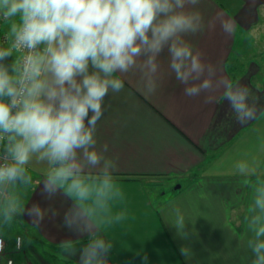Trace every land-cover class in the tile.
Masks as SVG:
<instances>
[{
  "label": "clouds",
  "instance_id": "clouds-1",
  "mask_svg": "<svg viewBox=\"0 0 264 264\" xmlns=\"http://www.w3.org/2000/svg\"><path fill=\"white\" fill-rule=\"evenodd\" d=\"M199 2L0 0V20L6 27L0 40V219L5 224L26 216L39 226L58 215L39 202L25 205L16 191L31 185L28 166L33 160L46 164L42 194L47 199L58 193L71 197L63 225L88 237L87 244L65 246V252L78 253L79 264H108L112 244L99 231L98 213H107L120 192L113 178L118 164L106 157L107 144L97 148L95 137L105 97L122 91L118 74L133 69L142 74L147 93H153L157 59L165 50L187 96L213 89L215 68L202 63L201 53L184 39L205 29L202 14L195 10ZM221 27L229 35L234 31L229 21ZM215 87L225 89L238 123L255 118L247 87L223 78ZM236 169L252 190L245 217L253 234L248 240L252 264H264V177L246 161ZM176 213L177 233L187 238L180 210ZM16 244L21 247L23 238ZM189 253L181 247V254Z\"/></svg>",
  "mask_w": 264,
  "mask_h": 264
},
{
  "label": "crops",
  "instance_id": "crops-1",
  "mask_svg": "<svg viewBox=\"0 0 264 264\" xmlns=\"http://www.w3.org/2000/svg\"><path fill=\"white\" fill-rule=\"evenodd\" d=\"M195 10L202 14L205 29L184 39L201 53L202 63L215 68L212 90L187 96L165 50L157 59L153 93H147L142 74L133 69L118 74L123 90L105 97L95 137L97 148L107 144L106 157L118 164L113 178L120 192L107 213H98L99 231L112 244L108 264H252L248 240L253 234L245 219L252 190L243 184L236 164L246 161L264 177V59H256L262 50L249 34L263 22L264 0H200ZM224 21L232 23V34L223 31ZM1 34H6L4 24ZM221 78L249 89L254 119L237 122L225 89L215 87ZM28 169L32 183L23 203L39 202L58 215L39 226L21 216L22 223L37 240L61 250L62 264H79L78 253L64 250L88 242L86 235L63 225L72 198L58 193L47 199L41 188L47 165L33 160ZM160 178L174 191L170 197L152 182ZM176 209L187 238L177 233ZM121 214L122 219H114ZM182 246L190 249L187 257ZM31 262L22 264H54L45 258Z\"/></svg>",
  "mask_w": 264,
  "mask_h": 264
},
{
  "label": "rangeland",
  "instance_id": "rangeland-1",
  "mask_svg": "<svg viewBox=\"0 0 264 264\" xmlns=\"http://www.w3.org/2000/svg\"><path fill=\"white\" fill-rule=\"evenodd\" d=\"M259 27L260 28H255L252 30L249 34H251L252 38L257 39L258 47L256 48L261 49L262 52H264V18ZM250 50L253 51L255 49L251 47ZM262 52H259V56L256 54V59L260 62L264 59V57H262L264 56V53L262 54ZM153 180L155 181L152 182L155 183L161 194L167 193V197H170V193L174 192L173 190H170L171 187L168 185L166 180L161 178ZM178 186L179 185H176L175 187ZM28 187H30V185L27 187H20L16 190L22 202H24L28 193ZM20 217L21 216L16 217L11 223L8 224H5L2 219H0V237H3L6 240L8 248L5 258H13L16 264H22V262L32 263L31 261L37 258H45L54 264H62L63 260L61 258V250L53 249L47 246L44 242L37 240L34 237L32 230L28 229L22 223ZM17 237L23 238V249L21 252H15L14 250V244ZM5 258L1 260V263L5 261Z\"/></svg>",
  "mask_w": 264,
  "mask_h": 264
},
{
  "label": "built area",
  "instance_id": "built-area-1",
  "mask_svg": "<svg viewBox=\"0 0 264 264\" xmlns=\"http://www.w3.org/2000/svg\"><path fill=\"white\" fill-rule=\"evenodd\" d=\"M2 25H3V22H2V20H0V40H3V38H4L1 34ZM17 238H16V240H17ZM16 240H15V244H14V250H15V252H21L23 249V245L21 247H17ZM7 252H8L7 242L3 237H0V263H1V260L3 258H5ZM3 264H16V263H15L13 258L7 257V258H5V261Z\"/></svg>",
  "mask_w": 264,
  "mask_h": 264
},
{
  "label": "water",
  "instance_id": "water-1",
  "mask_svg": "<svg viewBox=\"0 0 264 264\" xmlns=\"http://www.w3.org/2000/svg\"><path fill=\"white\" fill-rule=\"evenodd\" d=\"M177 188H180V186H178ZM177 188H176V189H177Z\"/></svg>",
  "mask_w": 264,
  "mask_h": 264
}]
</instances>
